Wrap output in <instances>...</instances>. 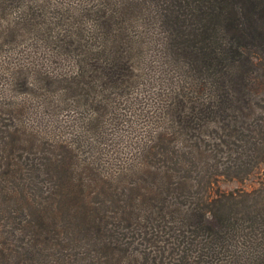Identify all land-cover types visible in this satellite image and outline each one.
Listing matches in <instances>:
<instances>
[{
  "label": "trees",
  "instance_id": "obj_1",
  "mask_svg": "<svg viewBox=\"0 0 264 264\" xmlns=\"http://www.w3.org/2000/svg\"><path fill=\"white\" fill-rule=\"evenodd\" d=\"M60 5L0 0L4 42L33 34L55 65L71 61L54 72L8 59L7 86L46 104L57 88L55 112L88 111L55 138L22 121L24 101L0 98V264H264V0ZM155 62L171 85L156 132L109 169L110 90ZM259 170L250 190L219 187Z\"/></svg>",
  "mask_w": 264,
  "mask_h": 264
},
{
  "label": "rangeland",
  "instance_id": "obj_2",
  "mask_svg": "<svg viewBox=\"0 0 264 264\" xmlns=\"http://www.w3.org/2000/svg\"><path fill=\"white\" fill-rule=\"evenodd\" d=\"M67 2L76 4L79 0H66ZM83 1V0H82ZM92 1V0H89ZM51 4H60L63 0H49ZM95 2V0H94ZM21 9V8H20ZM19 6L10 4L8 14L14 17L19 14ZM4 22L0 18V28ZM6 31V30H4ZM0 33V98L14 97L17 101H24V109L20 117L22 121L34 129L52 134L50 137L69 138L72 137L78 130L79 120L75 117V112L81 115L88 114L87 110H81L77 107H68L64 110L54 111L57 101L65 96L60 94L57 88L49 90V102L44 103L39 96L27 92L15 91L11 86H7V78L3 74V63L11 59L12 63H28L31 67H39L42 71H64L71 67V61L68 59L62 60L60 63L50 61L49 52L44 45L32 47L30 41L33 34L26 37L18 43L8 45L3 41ZM9 34V32L7 33ZM149 38V47L144 48L145 57H153L156 44L154 41V30H149L146 34ZM156 60V59H155ZM29 79L33 78L32 73L28 74ZM166 75L155 62L153 66H144V70L139 77L138 83L128 91L111 89L108 96L109 102L113 107H116L115 113L118 114L117 120H107L106 131L112 140L110 148L104 146V149H109L110 163L108 168H114V162L121 163L126 158L135 156L138 152L140 143L144 141L147 135L156 132L157 124L156 117L158 116V108L164 103L165 95L169 91L171 85L166 81ZM11 89V90H10ZM120 93L117 95L116 93ZM72 102L71 97L67 99V103ZM48 135V134H47ZM49 136V135H48ZM102 146V145H100ZM261 169H264L262 164ZM261 171L253 172L247 179L239 181L237 179H221L219 187L222 190H250L257 186Z\"/></svg>",
  "mask_w": 264,
  "mask_h": 264
}]
</instances>
